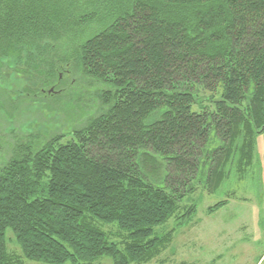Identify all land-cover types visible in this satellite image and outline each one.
<instances>
[{"label": "trees", "instance_id": "1", "mask_svg": "<svg viewBox=\"0 0 264 264\" xmlns=\"http://www.w3.org/2000/svg\"><path fill=\"white\" fill-rule=\"evenodd\" d=\"M63 4L0 0V91L22 83L0 96V119L12 120L15 99L56 95L74 72L99 84L103 108L68 133L29 134L1 160L0 264L7 228L28 259L138 262L162 241L152 228L196 190L201 164L214 182L240 127L264 130V0H129L71 42L81 12ZM218 87L214 107L192 110ZM84 213L128 231L129 260Z\"/></svg>", "mask_w": 264, "mask_h": 264}, {"label": "rangeland", "instance_id": "2", "mask_svg": "<svg viewBox=\"0 0 264 264\" xmlns=\"http://www.w3.org/2000/svg\"><path fill=\"white\" fill-rule=\"evenodd\" d=\"M61 1L65 3L63 9L74 4L80 15H85L71 16L74 27L68 37L70 42L76 34H81L80 39L93 34L103 26L100 16L112 9L119 13L129 4V0ZM2 82L1 87L9 92L13 89L16 93L22 88L19 80ZM98 85L91 78L74 72L58 86L57 89L62 91L56 95H40L33 102L15 99L14 114L10 109L5 110L7 116L12 115V120L0 119V163L14 146L26 143L25 139L31 134L68 133L83 125L88 114L101 110ZM7 91H0V96L4 97ZM220 95L221 87L214 94L205 91L202 98L197 97L192 110L198 111L209 105L214 107V101ZM8 100L3 101L4 108L9 106ZM70 137L68 134L62 141ZM217 145L212 131L208 148ZM206 167L200 166L196 190L179 200L174 212L152 228L148 238L162 241L144 260L129 261V264H264V130L256 131L249 125L240 127L231 142L229 157L214 182H207ZM153 183L158 187L163 185L161 181ZM189 210L192 213L183 220L182 216ZM84 215L85 222L101 230L129 260L128 231L120 229L114 222H104L88 213ZM5 237L7 264H52L26 258L11 228L6 229ZM91 263L115 264L114 259L106 255L94 258Z\"/></svg>", "mask_w": 264, "mask_h": 264}, {"label": "crops", "instance_id": "3", "mask_svg": "<svg viewBox=\"0 0 264 264\" xmlns=\"http://www.w3.org/2000/svg\"><path fill=\"white\" fill-rule=\"evenodd\" d=\"M263 255H264V253H262V256H263ZM262 256H261V258H262ZM261 258L259 259V261H261ZM259 261H258V262H259ZM256 264H257V262H256Z\"/></svg>", "mask_w": 264, "mask_h": 264}]
</instances>
